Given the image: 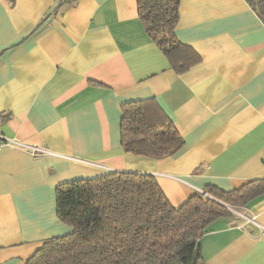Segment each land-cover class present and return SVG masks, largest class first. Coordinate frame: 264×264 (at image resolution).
I'll return each mask as SVG.
<instances>
[{"label": "crops", "instance_id": "obj_1", "mask_svg": "<svg viewBox=\"0 0 264 264\" xmlns=\"http://www.w3.org/2000/svg\"><path fill=\"white\" fill-rule=\"evenodd\" d=\"M183 74L149 39L136 0H0V132L48 153L0 150V264H26L72 228L56 187L108 172L152 175L179 208L208 186L264 179V24L245 0H180ZM153 98L183 138L173 157L123 151L121 104ZM198 242L203 264H264V194Z\"/></svg>", "mask_w": 264, "mask_h": 264}, {"label": "trees", "instance_id": "obj_2", "mask_svg": "<svg viewBox=\"0 0 264 264\" xmlns=\"http://www.w3.org/2000/svg\"><path fill=\"white\" fill-rule=\"evenodd\" d=\"M67 5L78 0H61ZM180 0H136L138 18L183 74L199 56L174 35ZM264 24V0H245ZM120 144L124 152L151 159L173 157L185 145L153 98L121 104ZM179 208L168 202L152 175L108 172L56 187V215L72 228L49 239L26 264H203L198 242L220 218H235L229 207H246L264 194V179L224 191L208 186ZM216 200L224 203L220 204Z\"/></svg>", "mask_w": 264, "mask_h": 264}, {"label": "built area", "instance_id": "obj_3", "mask_svg": "<svg viewBox=\"0 0 264 264\" xmlns=\"http://www.w3.org/2000/svg\"><path fill=\"white\" fill-rule=\"evenodd\" d=\"M3 122V118L0 116V124ZM4 147H12V148H17L20 150H24L25 152L31 154L32 156H35L37 154H42V153H48L47 150H45L43 147L39 146H31V145H26L24 143L18 142L15 138H10L4 136L0 132V150ZM200 194L209 197V195L205 192H200ZM241 215V214H240ZM241 217L245 220V224L248 223H255V218L254 217H247L244 215H241ZM260 230H263L264 228L259 226Z\"/></svg>", "mask_w": 264, "mask_h": 264}, {"label": "rangeland", "instance_id": "obj_4", "mask_svg": "<svg viewBox=\"0 0 264 264\" xmlns=\"http://www.w3.org/2000/svg\"><path fill=\"white\" fill-rule=\"evenodd\" d=\"M229 208L232 210V212L234 213L235 216L241 217V215H244V214H242L244 211L243 210L244 207H229ZM244 216H246V215H244Z\"/></svg>", "mask_w": 264, "mask_h": 264}, {"label": "water", "instance_id": "obj_5", "mask_svg": "<svg viewBox=\"0 0 264 264\" xmlns=\"http://www.w3.org/2000/svg\"><path fill=\"white\" fill-rule=\"evenodd\" d=\"M217 202H219L220 204H222V205H225L224 203H222V202H220V201H218V200H216ZM226 206V205H225Z\"/></svg>", "mask_w": 264, "mask_h": 264}]
</instances>
